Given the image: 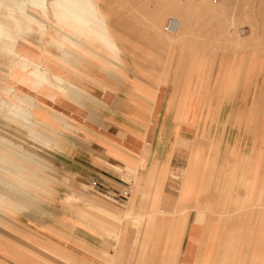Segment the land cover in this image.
<instances>
[{
	"label": "rangeland",
	"instance_id": "rangeland-1",
	"mask_svg": "<svg viewBox=\"0 0 264 264\" xmlns=\"http://www.w3.org/2000/svg\"><path fill=\"white\" fill-rule=\"evenodd\" d=\"M114 1L105 2L107 7H113L106 16L116 28L115 34L120 43H127L130 39L143 44L156 42L159 43L158 48H155L157 53L184 57L186 61L176 64L170 60L157 65L152 63L153 70L155 73L163 70L168 78L167 85L172 84L171 76L180 73L186 81H190L185 83V91L187 86H193L191 81L194 80L196 83L191 89L197 92L172 94L171 101L180 103L187 110L186 114L188 109H194L200 122L203 120L204 110L209 109L211 114L217 108L213 128L215 133L221 135L219 134V139H207L205 135H200L209 147L206 157L203 156L204 159L201 160L204 150L189 151L186 157L188 165L182 168L172 167L169 163L166 166L146 167L143 158H134V152L121 141L98 137V142L108 154L139 172L133 178L134 191H131L130 178L122 176L111 167L119 164L92 157L94 163L117 176L124 184L106 179L119 190L116 191L108 189L106 184L103 186L97 180H91L87 184L77 183L73 175L64 168L57 167L64 160L61 156L69 158L77 151L75 145L68 140V134L97 137L75 115L68 118L66 125L56 122L59 126H64V129L50 148L29 141L21 144V139L18 140L13 133H5L4 137L11 143L22 146L32 153H28L29 155L44 162L41 164L45 166V172L51 169L52 173H44L51 182L45 181L47 178H44L43 172L30 174L38 178L39 182L34 187V196L14 182H3L4 186L20 198L26 199L29 196L27 199L32 204L19 213L12 210L11 213L7 206H3L8 212L0 213V253L14 260L15 264H64L60 260L81 264L80 259L68 249L72 247L74 251L82 249L106 264H118L125 239L132 233L128 264H188L181 244L187 231L189 212L191 209L197 210L195 222L200 229H204L207 226L204 215L208 213L209 207L186 204H198L199 198L213 196L218 201L222 199L218 214L228 217L230 230L223 231L224 236L220 239L217 233L207 235L206 238L201 235L190 264H264V0ZM92 5L97 11L99 28L105 31L104 37L110 42V49L104 45V38V42L95 43L105 50L106 55L101 56L100 63L96 61L98 57L91 59L87 54L81 56L71 52L70 55L62 54L55 45L51 49V37L54 41L64 43L62 36L56 31L58 23L54 21L53 8L49 18L37 15V19L46 27L43 31L46 37L37 49H33L35 60L46 55L52 57V63L56 65L58 58L66 56L65 63L80 70L88 69L87 74L97 82H109L106 89L116 91V86L128 84V69L99 3L94 0ZM170 17L182 18L183 23L185 22L182 35L175 39L164 31V23ZM188 58L194 59L187 60ZM173 64L178 69L172 68ZM146 65L151 64L132 62L135 69L144 70ZM180 66L182 67L179 69ZM86 89L92 93V86ZM129 91V95L136 99L134 105L148 113L161 96L160 89L150 91L139 83L131 85ZM138 112L139 110L133 109V119L145 116ZM130 122L123 120L119 123L129 130L132 128ZM197 125L194 127L196 136L200 134ZM203 130L202 132H207L206 127ZM224 134H227L228 141L222 150ZM233 135L241 136L238 138L239 142L235 140L236 137L233 140L232 147L237 144L238 149L230 148V138ZM194 138H181L178 146L189 147L191 143L198 141ZM170 174L174 176L173 179ZM211 182H214L213 187L217 189H207ZM94 183L97 185L96 189L92 187ZM223 183L226 186L220 189ZM71 191L80 196L91 195L96 198L97 204L104 203L113 209L117 208L129 218H121L122 226L116 221L112 222L110 215L103 216L86 204L68 201ZM126 191V196L120 195ZM108 195L116 196L115 200ZM146 201L148 205L145 204ZM199 209L205 211L200 212ZM257 223L259 227L254 230ZM108 225L117 228L118 232L107 233L104 228ZM84 231L98 237L99 240L96 241L99 245L86 241L83 238ZM15 235L18 237H13ZM135 237L139 245L134 252L131 247ZM23 240L27 243L36 241L51 250L52 260L27 248L24 252L19 250L17 256L14 244H23ZM169 241L172 243L168 244ZM165 245L167 249L161 253ZM261 246L262 252H256V248L260 250ZM133 256L135 258L131 261Z\"/></svg>",
	"mask_w": 264,
	"mask_h": 264
},
{
	"label": "bare ground",
	"instance_id": "bare-ground-1",
	"mask_svg": "<svg viewBox=\"0 0 264 264\" xmlns=\"http://www.w3.org/2000/svg\"><path fill=\"white\" fill-rule=\"evenodd\" d=\"M93 3L94 0H0V213L8 212L5 206L11 213L12 211L19 213L30 206L29 204L24 206L22 198L4 186L3 182H14L27 192L35 194L33 191L38 180L31 175L50 172H45L46 168L41 164L44 162L29 155L32 153L4 137L5 133H13L18 140L21 139V144L29 141L50 148L64 129V126H59L56 122L66 125L68 118L76 115L81 107L93 108L99 112L107 109V105L86 87L102 89V86L104 84L108 86L109 82L104 84L97 82L93 76L87 74L86 69L80 70L65 63L66 56L58 58L55 65L52 63V57L46 55H41V59L35 60L36 55L33 52L46 37L43 32L46 27L37 19V15L40 18H49L50 10L51 12L54 10V21L58 23L56 31L62 36L64 43L54 41L51 37V49L55 45L62 54L70 55L71 52L77 55L79 53L81 56L87 54L91 59L98 57L96 61L100 63L101 56L105 57L106 54L104 47L95 43L102 42L106 34L99 28L97 11ZM181 19H178L181 23L179 31L169 34L173 39L182 35L185 22L183 23ZM104 43L110 49L108 38ZM111 167L122 176L130 178L132 182L130 189L134 191L133 178L135 179V174L139 172L129 165ZM46 176L44 174V178H47L45 181L51 182ZM170 177L174 176L170 174ZM68 196V201L75 200L88 205L98 214L110 215L111 221H116L121 226L123 225L121 218L128 217L117 208L113 209L100 202L97 204L96 198L91 195L80 196L71 191ZM104 230L107 233L118 232V229L111 225ZM167 243L171 244L172 241ZM138 245V239L135 237L131 247L134 252ZM167 245L161 249V253L167 249ZM134 258L135 256L131 261ZM163 259L164 254L161 261Z\"/></svg>",
	"mask_w": 264,
	"mask_h": 264
},
{
	"label": "crops",
	"instance_id": "crops-1",
	"mask_svg": "<svg viewBox=\"0 0 264 264\" xmlns=\"http://www.w3.org/2000/svg\"><path fill=\"white\" fill-rule=\"evenodd\" d=\"M107 1L114 0H97L101 12L106 17L108 28L110 29L111 33L113 34L115 40L117 41L121 49L120 56L126 63L130 80L126 86H116V91L106 89L108 86L105 85H103L102 89L99 87L92 86L91 92L95 93L97 97L107 105V109L104 112H99L94 111L91 108L81 107L75 115V118L97 137L95 138L86 135L68 134V140L75 145L77 151L73 156L69 158L60 155L64 160H62L60 166L57 167L61 169L64 168L69 174L73 175L77 183L87 184L91 180H97V182L102 184L103 186H105L104 184H106L108 189L113 188V190L119 191L117 188L112 186L113 184L111 185V183L106 181V179L124 185L120 181V179H118L117 176L111 174L110 172L106 171L105 169L94 163L91 158H100L110 163H117L119 165H123L124 163L121 160L108 154L103 145L98 142V137H108L112 138L113 140L121 141L123 144L128 146V148L132 152H134V158H137V156L143 158V164L146 167H152L156 165L166 166V164L169 163L172 167L182 168L187 167L188 165L186 157L189 151L193 152L197 149H200L202 151L204 150L202 152L201 160L204 159L203 156L206 157L209 147L206 144V141H203L200 138V135H205V138L211 139L220 137L219 134L221 135V133H215L213 128L216 123L217 108L215 111H211V114L209 109L204 110L203 120L200 122V117L198 116V114H196V111L194 109H188V113L186 114L187 110L183 108L180 103L171 101L172 94L195 92L196 90L193 91L191 89V87H193L196 83L194 80L191 81V83H193V86H187V89L185 91V83L190 81H186L187 79H185V77L180 73H175V75L171 76L173 77L172 84L167 85L168 78L165 77V75L163 74V70L161 73H155L153 70L154 67L152 63L157 65V63L160 64L161 62L164 63L165 61L170 60L171 62L176 64L177 62H184L186 61V59L184 57L179 58L175 55H172V57H170V54L167 53H157L155 51V48H158L159 43L156 42L143 44L134 39H130L127 43H120L119 39L116 37L115 34L116 28L112 26L107 20L106 13L110 10H113V7L106 6L105 2ZM160 45L162 47L165 46H163L162 44ZM193 59L194 58H188L187 60ZM132 62H148L151 65H146V69L144 70L135 69L132 66ZM175 64L172 65V68L178 69V66H176ZM181 67L182 66H180L179 69ZM87 70L88 69H86V71ZM135 83L141 84L144 88L150 91L160 89L161 96L150 107V113H148L147 111H143L141 108L139 109L136 105H134V101L136 99H134L133 96H130L128 92H130L129 88L131 87V85ZM133 109L139 110L138 113H141L142 110V113L145 116H138V118L133 119ZM123 120H129V122H134H130V124H132V128H130L129 130L124 128V126L119 123ZM195 124H198L197 126L199 127L200 133L197 136L195 132L196 128H194ZM203 127H206L207 132H202L204 131ZM239 136H231L230 139L232 140L230 141V148L238 149L237 144L233 147L232 145L234 137H236L235 140L239 142ZM184 137L188 140L192 138L195 139L194 137H196L198 141H195V143H191L192 145L190 144L189 147H179L178 142L181 140V138ZM223 141L224 145L222 147V150L225 147L226 141H228L227 134H224ZM49 171L50 173H52L51 169H49ZM35 179L38 180V178ZM37 183L39 182L37 181L36 184ZM203 184L205 185V183ZM213 185L214 182H211L209 188H206L210 191H212L213 189H217V187L214 188ZM224 185L225 183H223V187H220V189H223ZM27 198H29V196H26V199H21L24 206L32 204V202H30L31 200ZM198 202V204L194 203L195 205L191 203H188L186 205L209 207L208 213H205L204 215L207 226H205L204 229H200L198 224L195 222L197 210L191 209V211L189 212L187 231L181 244V250L185 255L186 263L188 264L192 263L193 261L192 253L193 250L196 248L197 241L201 237V235H203V238H206L207 235L211 236L217 233L218 238L220 239L224 236L223 231L226 230L228 232L231 226L230 220L226 215L218 214V212L221 211L219 206H221L222 199L218 201L216 197L211 196L207 198H199ZM145 204L148 205V201H146ZM201 211L203 212L205 210L203 209L200 210V212ZM258 227L259 225L257 223V228L254 227V230H257ZM203 230H205V232H203ZM84 232L85 236H83V238L86 241L93 243L96 246L99 245L96 241L99 240L98 237H95V235L90 234L86 231ZM13 237H18V235H15ZM132 237V233H129L127 235L123 245V252L118 264H128L129 248ZM25 243L27 242L23 240V244H14L17 248H14V250L18 251L17 256L18 253H20L19 250L24 252V250L27 248L32 249L40 255L52 260L51 250L45 248L44 246H41L36 241L27 243V245H25ZM262 246L260 247V250L257 247L256 252H262ZM68 249L73 251L72 253L80 259L81 264H106L104 261L95 258L94 256H92L88 252H85L82 249L79 251H74L72 247H68ZM60 261L64 264H78L67 260ZM15 263L16 262L14 260L7 258L0 253V264Z\"/></svg>",
	"mask_w": 264,
	"mask_h": 264
},
{
	"label": "built area",
	"instance_id": "built-area-1",
	"mask_svg": "<svg viewBox=\"0 0 264 264\" xmlns=\"http://www.w3.org/2000/svg\"><path fill=\"white\" fill-rule=\"evenodd\" d=\"M180 25H181V23H180V21L177 19V18H174V17H170V18H167L166 19V21H165V23H164V31L166 32V33H168V34H175V33H177L178 31H179V29H180ZM95 186H97L96 185V183H94L93 185H92V187L94 188V189H96L95 188ZM99 192V191H98ZM101 193V192H100ZM127 191L125 192V193H120V195L121 196H126L127 195ZM107 195V194H106ZM108 196H110V195H108ZM111 198H116V196L115 197H113V196H110ZM115 200V199H114ZM117 201V200H116Z\"/></svg>",
	"mask_w": 264,
	"mask_h": 264
}]
</instances>
